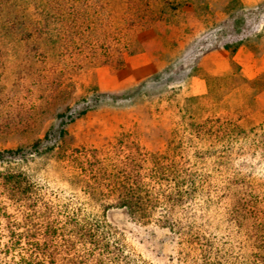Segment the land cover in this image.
<instances>
[{
	"label": "trees",
	"instance_id": "1",
	"mask_svg": "<svg viewBox=\"0 0 264 264\" xmlns=\"http://www.w3.org/2000/svg\"><path fill=\"white\" fill-rule=\"evenodd\" d=\"M181 2L0 0V41L19 45L28 91L50 97L87 68H121L139 47L135 35L171 22ZM190 3V11L181 10L187 21L199 14V2ZM189 31L165 27L161 37L176 47ZM222 46L230 52L238 47ZM93 90L97 102L101 93ZM216 97L213 84L197 96L202 115L176 123L165 149L149 154L135 145L117 180L99 175L94 161L80 163L72 182L99 202L97 211L20 169L27 160L21 147L0 151V264H152L107 219L113 207L139 225L166 230L178 264H264V178L236 167L233 152L246 147L249 130L232 112L215 113ZM60 132L64 150L66 129ZM104 182L107 188L100 189Z\"/></svg>",
	"mask_w": 264,
	"mask_h": 264
},
{
	"label": "rangeland",
	"instance_id": "2",
	"mask_svg": "<svg viewBox=\"0 0 264 264\" xmlns=\"http://www.w3.org/2000/svg\"><path fill=\"white\" fill-rule=\"evenodd\" d=\"M179 1L181 10L188 12L194 0ZM195 1L200 7L193 21H187L181 10L171 13L168 24L156 22L135 35L139 47L121 68L101 64L87 68L72 77L70 87L50 97L28 91L17 59L21 49L2 37L0 151L21 147L27 160L19 162L20 169L53 188L74 193L97 211L99 202L89 200L81 184L72 182L81 171L80 163L94 161L100 165L99 175L110 174L117 180L122 161L128 155L131 159L135 145L149 154L161 151L184 116L200 118L202 114L195 109L197 96L213 84L217 93L213 111L232 112L238 124L249 130L246 147L233 152L236 167L264 178V72L246 77L233 63L230 73L210 75L199 64L208 50L223 44L244 45L264 54V0ZM165 27L190 31L174 47L161 37ZM158 73L171 80L157 77ZM191 75L206 79L204 93L190 92ZM93 88L101 93L97 102ZM85 105L89 107L82 112ZM62 126L66 129L64 150L59 149ZM9 164L17 166L18 162L12 159ZM106 217L150 263L178 264L166 230L154 224L139 225L118 207L110 208Z\"/></svg>",
	"mask_w": 264,
	"mask_h": 264
},
{
	"label": "crops",
	"instance_id": "3",
	"mask_svg": "<svg viewBox=\"0 0 264 264\" xmlns=\"http://www.w3.org/2000/svg\"><path fill=\"white\" fill-rule=\"evenodd\" d=\"M233 63L240 66L242 74L246 77L264 72V54L255 53L244 45H240L235 52L216 46L208 50L199 62L203 71L210 75L230 73ZM188 88L192 94H202L206 91V79L202 75H191L188 79Z\"/></svg>",
	"mask_w": 264,
	"mask_h": 264
}]
</instances>
